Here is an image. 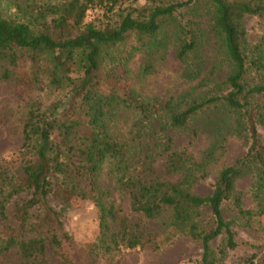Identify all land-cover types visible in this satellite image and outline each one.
<instances>
[{"label":"trees","instance_id":"trees-1","mask_svg":"<svg viewBox=\"0 0 264 264\" xmlns=\"http://www.w3.org/2000/svg\"><path fill=\"white\" fill-rule=\"evenodd\" d=\"M120 1L0 0V59L14 66L28 59L32 82L60 94L28 106L16 169L0 166V253L16 249L19 264H52V251L61 264H74L63 217L90 200L100 212L91 255L113 261L126 249L158 250L188 236L202 246L198 264H223L239 252L236 226L264 232V0H207L206 13L194 8L184 20L176 17L199 0L112 13ZM96 8L107 21H86ZM251 18L263 23L257 36L247 28ZM211 35L224 54L221 79L216 65L204 70ZM170 44L183 78L197 84L164 98L137 90L133 56ZM174 130L192 139L204 131L212 141L198 156L176 147ZM233 136L248 144L246 152L219 170L210 194H200L196 187L210 180ZM162 158L164 178L156 176ZM104 171L116 196L101 183ZM246 177L250 206L237 186ZM126 198L131 211L159 220L162 237L129 223ZM252 248L240 263L264 264V242Z\"/></svg>","mask_w":264,"mask_h":264},{"label":"rangeland","instance_id":"rangeland-1","mask_svg":"<svg viewBox=\"0 0 264 264\" xmlns=\"http://www.w3.org/2000/svg\"><path fill=\"white\" fill-rule=\"evenodd\" d=\"M184 0H123L120 1L117 8L112 13H128L135 9H145L156 4H169ZM193 7H185L180 13L183 17H176L178 20L188 19L189 14L193 13L194 8L197 13H206L207 0L197 1ZM100 8L92 9L86 18L87 22L100 20L107 21V15ZM111 16V15H110ZM109 16V19L112 17ZM170 27L176 26V21L169 22ZM247 28L253 36L261 33L263 29L262 21L251 18L247 21ZM134 40V37L132 38ZM218 42L212 35L207 43L204 44L205 53V72L217 67V78L221 79L226 71L224 54ZM19 65V66H18ZM17 66L10 64L9 60L0 59V166H12L17 163V156L21 152L23 143V126L27 115L28 106L40 99L43 104L59 98V93L46 89L42 91L32 82V71L28 59L21 61ZM130 77L133 86L142 93L155 95L159 97L176 96L177 94L190 90L197 82L189 83L182 75L183 65L175 55L174 49L170 44L168 48L153 49L149 51L137 52L130 64ZM223 71H221V70ZM220 72V73H219ZM206 91L201 87L197 90V95ZM175 138V145L179 147H189L198 156L202 155L211 143V134L202 132L199 138L192 139L187 133L179 130L171 131ZM260 134L264 139V129H260ZM248 148V144L243 140L230 137L225 144L223 154L219 155L210 170V180L196 187V191L203 195H208L213 190L211 183L215 182L219 170L226 164H230L238 157L242 156ZM11 162L12 164L7 163ZM165 159H160L156 165V176L165 177L163 163ZM15 168V165L13 164ZM16 169V168H15ZM101 183L104 187L112 190V195L116 196V190L113 188V180L107 176L104 171L101 176ZM251 177L238 180L237 186L244 191V204H252L249 188ZM125 213L128 215L131 225H140L142 228L151 232V236H163L159 220H150L130 210L128 198L123 202ZM99 208L93 201H80L75 207H72L63 217L64 228L73 237V243L67 245V251L70 258L75 259L74 264H198V259L202 253L200 242L191 239L188 236H180L172 239L166 245H162L156 250L155 245L137 246L117 252L115 260L110 261L108 255L102 252L100 255H91L90 249L95 245L99 234ZM206 215V213H205ZM204 215V219L209 220ZM264 223V217H262ZM237 239L241 243L239 252L230 253L223 264H241L239 254L244 251H254L252 242H264V232L258 228L248 229L246 227L236 226ZM49 252V259L52 264H61V259ZM20 257L17 250L0 253V264H19Z\"/></svg>","mask_w":264,"mask_h":264}]
</instances>
